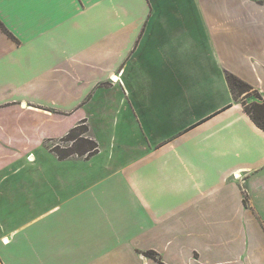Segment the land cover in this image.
Here are the masks:
<instances>
[{
  "label": "crops",
  "instance_id": "crops-1",
  "mask_svg": "<svg viewBox=\"0 0 264 264\" xmlns=\"http://www.w3.org/2000/svg\"><path fill=\"white\" fill-rule=\"evenodd\" d=\"M0 24V264H107L112 239L264 264V131L226 79L264 102V0H0ZM82 121L96 154L58 159Z\"/></svg>",
  "mask_w": 264,
  "mask_h": 264
},
{
  "label": "trees",
  "instance_id": "trees-1",
  "mask_svg": "<svg viewBox=\"0 0 264 264\" xmlns=\"http://www.w3.org/2000/svg\"><path fill=\"white\" fill-rule=\"evenodd\" d=\"M0 28L4 30L1 24ZM226 79L234 100L241 101L244 111L250 116L255 125L264 131V102L262 101L260 94L250 85L232 74H228ZM250 94L254 99L249 104L239 98L242 95L248 98L250 97ZM81 124L72 128L66 136L61 139V141L70 142L71 145L69 147L62 150H60L58 146L51 147V151L58 159L64 160L73 156L90 158L96 154L97 144L91 139L87 137L84 138L82 134L78 133L79 127L81 126L84 127V132L88 131L85 121H82ZM149 254H153L154 258V253L151 252L146 253L145 256H150Z\"/></svg>",
  "mask_w": 264,
  "mask_h": 264
},
{
  "label": "rangeland",
  "instance_id": "rangeland-1",
  "mask_svg": "<svg viewBox=\"0 0 264 264\" xmlns=\"http://www.w3.org/2000/svg\"><path fill=\"white\" fill-rule=\"evenodd\" d=\"M250 97H248V98H246L245 96H240L239 98L242 100H244V102L245 103H247V104H249V103H251V101L254 99L253 97H252V95L250 94L249 95ZM246 98V99H245ZM81 124V123H80ZM80 124H78V125H80ZM77 125V126H78ZM82 125V124H81ZM78 133L79 134H82V136L85 138V137H87V138H89V134H88V131L87 132H84V127L83 126H81V127H79V130H78ZM58 142V141H57ZM53 143V144H50V146L51 147H54V146H58V148L60 149V150H62V149H65L66 147H69L70 145H71V143L70 142H67V141H61V139L59 140V142L58 143ZM113 240L115 241L116 239H112V242H110L109 243V246L111 247V248H113L114 246H116V249H115V251L113 252H110L109 254H108V260H107V264H125L124 263V258H123V262H122V256H121V252H118V249H117V247H119L120 245H113V244H115V243H117V242H123V239H120V240H118L117 239V241H115V243L113 242ZM2 243L4 244V242L2 241ZM111 248H110V250H111ZM147 253H150V252H147ZM151 253H154V258H153V254H149L150 256H145V254H146V252L143 254V256L144 257H146V259H152V260H154V261H156V262H158V264H164V262L162 261V259L160 258V254L158 255V253H156V252H151ZM129 255H126V257H128ZM132 258H130L129 260L130 261H132V260H134V262L137 264V260L133 257V256H135V255H130ZM136 256H139V255H136ZM141 260H142V258H141Z\"/></svg>",
  "mask_w": 264,
  "mask_h": 264
}]
</instances>
